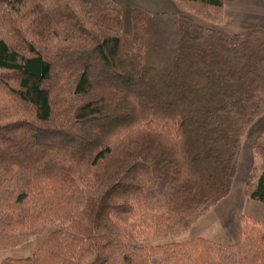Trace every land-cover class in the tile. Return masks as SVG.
Masks as SVG:
<instances>
[{
	"label": "trees",
	"instance_id": "obj_1",
	"mask_svg": "<svg viewBox=\"0 0 264 264\" xmlns=\"http://www.w3.org/2000/svg\"><path fill=\"white\" fill-rule=\"evenodd\" d=\"M217 26L223 0H177ZM114 0H0V264H264V226L239 241L139 247L129 225L180 236L230 194L264 116V29L225 35ZM245 197L264 204V134Z\"/></svg>",
	"mask_w": 264,
	"mask_h": 264
},
{
	"label": "rangeland",
	"instance_id": "obj_2",
	"mask_svg": "<svg viewBox=\"0 0 264 264\" xmlns=\"http://www.w3.org/2000/svg\"><path fill=\"white\" fill-rule=\"evenodd\" d=\"M184 13L192 17L196 23L203 27L209 29L218 28L217 25L193 16L186 11ZM122 22L123 33L125 35L130 34L131 24L127 9H124ZM261 134H264V118L258 119L249 128L243 140V147L237 167V173L230 196L227 198L226 202H223L220 206L211 209L203 218L191 227L189 232L177 237L155 239L146 230H142L139 227L133 228L134 224L131 223L129 225V242L139 247L149 248L158 245L182 244L192 240L194 237H200L218 244L233 245L235 241L225 237L224 233L225 231H236V225L238 224V220L236 218L237 214L241 213L242 208H245V202L251 203V201L245 197L243 189L249 172L257 164V161L254 159L252 154V145ZM55 229L56 227H47L42 235L33 237L29 243L16 249L0 251V262L7 258L19 259L29 257L41 246L46 236ZM150 264H159L158 258H153Z\"/></svg>",
	"mask_w": 264,
	"mask_h": 264
},
{
	"label": "crops",
	"instance_id": "obj_3",
	"mask_svg": "<svg viewBox=\"0 0 264 264\" xmlns=\"http://www.w3.org/2000/svg\"><path fill=\"white\" fill-rule=\"evenodd\" d=\"M117 2L124 13L127 9L129 13L133 7H140L150 14H185L184 9L179 5L177 0H114ZM184 11V12H183ZM251 28L264 29V0H223V23L218 26L223 34L231 36L241 34ZM261 117L259 119H262ZM231 193V192H230ZM230 194L227 196L229 198ZM227 198L218 203L215 207L226 202ZM245 208L237 214L238 224L236 231H225V237L239 241V231L241 223L240 216H246L252 221L264 226V204L245 202ZM190 231V230H189ZM187 231V232H189ZM186 232V233H187ZM195 238V237H194ZM193 238V239H194ZM200 238V237H198Z\"/></svg>",
	"mask_w": 264,
	"mask_h": 264
}]
</instances>
